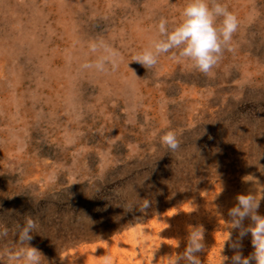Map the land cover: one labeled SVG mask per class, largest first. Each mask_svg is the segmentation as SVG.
I'll return each mask as SVG.
<instances>
[{
    "label": "rangeland",
    "instance_id": "1",
    "mask_svg": "<svg viewBox=\"0 0 264 264\" xmlns=\"http://www.w3.org/2000/svg\"><path fill=\"white\" fill-rule=\"evenodd\" d=\"M187 2L0 0V223L38 220L44 236L30 244L49 264H163L184 251L190 225L207 239L221 232L229 195L251 188L243 176L264 184V0H220L240 24L211 76L170 53L150 71L131 62ZM99 41L120 52L118 71L80 68ZM169 130L176 153L160 143ZM143 199L146 213L125 212ZM145 229L167 241L163 263L136 239ZM213 249L202 264H215Z\"/></svg>",
    "mask_w": 264,
    "mask_h": 264
},
{
    "label": "clouds",
    "instance_id": "2",
    "mask_svg": "<svg viewBox=\"0 0 264 264\" xmlns=\"http://www.w3.org/2000/svg\"><path fill=\"white\" fill-rule=\"evenodd\" d=\"M239 24L237 15L229 11L227 5L222 4L220 0H188L181 12L180 22L170 29L168 21L161 17L156 25L158 35L147 47L133 55L131 62L139 63L150 71L157 68L162 56L170 53L169 59L188 61L200 73L211 76L224 53L235 51L233 37L239 29ZM89 49L91 53L100 52L101 55L92 62L80 65L82 70H95L102 74L119 70L123 57L118 50L103 41L91 43ZM160 143L170 152L176 153L180 149L181 142L177 133L169 130L160 136ZM256 164L260 173L264 174V166ZM242 182L250 184L251 188L247 194H238L236 205L228 211L231 219L228 222L230 234L226 241L230 242V247L235 250L230 258V264H253V262L264 264V215L259 214L258 211L261 201L264 200V184L254 174L243 176ZM150 207V200L143 199L139 205L129 202L123 208L125 212L138 210L146 213ZM246 219L250 220L247 226L244 224ZM39 228L38 220L31 217L26 218L22 225H14L12 229L0 223V241L9 237L10 232L13 238L18 237L9 244L0 245V264H45V261L49 264L42 252L30 244L34 234L42 235ZM235 229L239 230V234L236 240H232L231 230ZM249 233L254 250L248 256H244L240 251L241 242ZM204 236L205 229L202 225H190L186 248L176 255L170 264H201L198 253L206 250ZM223 257L224 264L229 257ZM60 258L63 261L64 258L61 256ZM103 264H111V258L104 256Z\"/></svg>",
    "mask_w": 264,
    "mask_h": 264
},
{
    "label": "bare ground",
    "instance_id": "3",
    "mask_svg": "<svg viewBox=\"0 0 264 264\" xmlns=\"http://www.w3.org/2000/svg\"><path fill=\"white\" fill-rule=\"evenodd\" d=\"M235 198H236L235 195H229V197L227 198V200H228L227 201L228 202L227 209H226V211L221 213V216L219 217V229L221 230V232L218 233V234H215V235L209 234L210 235L209 239L204 238L205 245H206V243H208V244H213V246H214L213 256L210 255V258L214 261L213 263H215V264H221L223 262V260H224V258H222L223 256H227V255H232L233 256L234 252H235V250L232 249L231 247H229L227 249L224 247V246H227L228 244H230V242L226 241L228 239L227 237H229V234H230V225L228 224V222L230 221L231 218L228 216V211H229L230 208L235 206V202H236ZM231 232H232V234H234L235 238L238 237V234H239V230L238 229L231 230ZM136 237H137L136 239L141 244L144 245L145 249L148 252L150 251V254H151L152 258H153L152 260H154V261L157 260L158 262L163 263L164 260L162 259V257H163L162 253H165L166 254L165 256H167L168 253L170 252V248L167 245V241H165V240L162 241V244H161L162 247H160L158 245L159 244L158 243L159 236L156 235V230L155 229L154 230L152 229V231L148 230V229L142 230V231H140V234L137 235ZM241 243H242V248L240 249V251L244 255L245 252H244L243 248L246 245L245 244V240L243 239ZM208 244L206 245V247L208 246ZM185 248L186 247H182L181 246L182 251ZM223 248H225V251L227 253L225 255L220 253L221 250H223ZM228 251H229V254H228ZM203 253H204V251H203ZM205 261H206V258H205ZM202 262L203 261H202V258H201V264H202ZM80 264H86V263H85V261H81ZM90 264H91V262H90ZM163 264H170V261H167L166 258H165V261H164Z\"/></svg>",
    "mask_w": 264,
    "mask_h": 264
}]
</instances>
